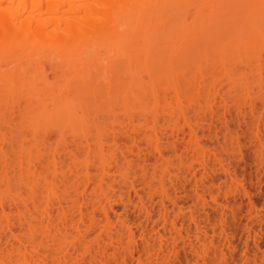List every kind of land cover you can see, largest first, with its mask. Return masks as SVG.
Here are the masks:
<instances>
[{
  "label": "rangeland",
  "instance_id": "374dc122",
  "mask_svg": "<svg viewBox=\"0 0 264 264\" xmlns=\"http://www.w3.org/2000/svg\"><path fill=\"white\" fill-rule=\"evenodd\" d=\"M234 1L169 0L161 9H150L147 15L152 22L154 53L151 50L146 72L143 64L130 65L128 54L120 56L122 52L120 57L116 53L112 58L111 52L99 64L82 63L74 70L62 58L46 54L44 47L33 57L7 67L9 74L0 81V197L8 206L20 209L0 214V264H264V51L257 47L264 40V4L260 8L248 0L242 6L245 1L240 0L241 7H237L239 2ZM184 7L185 20H179L177 13L170 14ZM250 20L257 24V38L263 36L259 35L262 42L257 39L256 46L262 53L263 68L253 62L252 68L245 67L253 49L247 40V47L240 46L239 40L245 46L244 40L237 32ZM84 47L95 50L91 41ZM241 49L248 52L243 56L247 63ZM107 55L105 51L103 56ZM140 90L147 91L149 98L142 99ZM158 97L159 103L155 101ZM171 115L192 118L196 129V136L186 140L190 150L185 151V157L175 153L172 145L162 143L167 166L160 160L148 167L149 173L155 174L145 182H141L142 167L128 160L115 163V155L129 153L136 145H141L145 154L152 153L154 148L149 145H155L156 137L147 138L142 131L170 133L165 120ZM128 119L137 120L132 126ZM120 126H130L129 132H112ZM195 152L210 157L207 175H202L200 154L194 156ZM222 162L224 169L219 166ZM192 167L195 169L189 171ZM166 169L171 174L164 178ZM193 172L198 174L196 182ZM86 176L95 183L87 192L82 186L79 190L73 186L76 180L84 182ZM62 178H70V183L62 185ZM172 180L182 187L186 184V191ZM132 182L136 183L131 189ZM164 190L170 195L165 200L161 197ZM129 192L139 194L146 207L168 202L171 217L138 216L143 205L136 203L138 208L135 202L130 203L125 198ZM210 194L219 201L228 196L233 205L222 208V202L221 207L212 202ZM109 195L114 196L106 207L111 215L107 220L100 217L105 203L101 207L92 204ZM64 199L69 201L70 213L65 219L30 220L47 209L59 210V201ZM80 206H93L96 216L83 220L71 216ZM221 208L225 215H215ZM207 212L212 215L208 217ZM8 224L14 225L13 234L4 228Z\"/></svg>",
  "mask_w": 264,
  "mask_h": 264
},
{
  "label": "bare ground",
  "instance_id": "6f19581e",
  "mask_svg": "<svg viewBox=\"0 0 264 264\" xmlns=\"http://www.w3.org/2000/svg\"><path fill=\"white\" fill-rule=\"evenodd\" d=\"M175 1H177V0H175ZM236 1H237V3L238 2L239 3L236 4ZM242 1L243 2L245 1L244 4L240 0H235L234 1V4H236L235 6L241 7L240 3H242V6H243V5H245L247 3L246 1H248V0H242ZM168 2H169V0H0V81H2L5 78L4 76H6V73H7V70H8L7 67L10 64H12L13 62L18 61L20 59H23V58L33 57L34 55H36L39 52L41 47L45 48L44 51H45L46 54L49 55V53H50L49 56H54L55 58H62V60L65 61L66 65L67 66L69 65V67H74L73 68L74 70L78 69V67L80 68V66H82L83 64H84V66H85V64H89V63L91 65L92 62L94 63V65L99 64L97 62H102L103 61L102 60L103 57H104V59L105 58L108 59L109 58V54L111 52L113 53V54L111 53L113 55L112 58L114 57V55L116 56V53H117V56H119V54L121 52L122 53L120 54V56H122V55L123 56H125V55L127 56V54H128V56H127L128 58L127 57L126 58L130 59V61H131L130 65L133 66L134 65L133 63H135L138 66H141L143 64L145 66L143 68L145 69L148 66L147 65L148 62H149V61H147L148 57L154 53L153 46L151 48V44L153 42L152 41L153 40L152 39L153 33H152V26H151L152 22H151V19L148 17L147 13L150 11V9H152L155 6L157 8H159V9L163 8L166 5V3H168ZM250 2L252 3L253 0L250 1ZM254 2H256L254 4V5H256V7H258V5H259L260 8H263L261 5L264 4V0H254ZM187 6H190V5H187ZM182 9H185V7L181 8V9H174V12L175 11L176 12L173 13L171 11L170 14L171 15L174 14L176 16L179 15L180 16V17L178 16L179 20H180V18L183 19L184 11H182ZM241 13H243V12H241ZM262 17L264 18V16H262ZM183 20H185V19H183ZM251 20H252V18H251ZM251 20L247 21V23L244 26L245 27L244 29L240 28V32L238 31L237 35L239 33L242 34V36L239 35V38L240 37L243 38V39H241V41L244 40L243 42H244L245 46H243V43H241L240 40H239V43L242 44V45H240V44L239 45L242 48L243 47H247V45L250 44V45H248V47L251 46L252 49H253V50H251L249 56L247 55L248 52L246 51V49L243 50V51L241 49V52L243 53L242 58L246 54V52H247L246 55L248 56L247 57L245 55L247 57V62L248 63L246 62V59L243 58L244 59L243 61H245L244 63H247V65H248V66L246 65L245 67L252 68L254 63H255V67H256V64H257V67L260 68V65H261L260 64V59H261L260 56H261L262 53L260 54L259 51H261V52L264 51V49H263L264 40H263L262 46L259 43H258L259 46H257L258 40L260 42H262V40H260V38H259L261 36V34H258V38H257V34L256 33H257L258 30H257V28L255 26L257 24H255V21L253 22ZM179 24H180V22H179ZM231 31H233V30H231ZM263 33H264V30H263ZM149 35H151V36H149ZM244 35L245 36L247 35V36L245 37ZM262 35L264 36V34H262ZM263 36H261V37L263 38ZM235 37H237V36H235ZM248 37H251V39L248 38ZM119 39H122L121 40L122 42H121L120 45H117L116 41H118ZM246 40H247L248 44H246L247 43ZM87 41L88 42H90V41L93 42V44L95 46V50H90L89 48L85 49L84 45L86 44ZM150 41H151V43H150V46H149V42ZM71 42H73V45L74 44L75 45L71 46V44H72ZM30 43H32L33 45H31ZM235 43H237V42H235ZM236 45H238V44H236ZM256 46L260 48L259 51H257L258 49H256ZM248 49L249 48H247V50ZM104 50L106 51V53H108V55L106 57L103 56L105 54ZM148 50H150V51H148ZM151 50L153 51V53H152ZM234 52H236V50ZM237 52H239V51H237ZM244 52H245V54H244ZM238 55L239 54H237L236 56H238ZM239 56H241V54ZM150 57H149V60H150ZM252 58H256V59L251 60ZM262 58L263 59H261V60L264 61V56L263 55H262ZM132 59H134V62H133ZM239 59L242 60L241 58H239ZM248 59H249V61H248ZM88 60H90V61L87 62ZM243 61L240 62V63L244 64ZM252 62H253V65H252ZM258 62H259V64H258ZM240 63L238 65H240ZM77 65H78V67H77ZM242 66H243L242 68H244V65H242ZM134 67L137 68V70H138V67L136 65ZM261 67L263 68L262 65H261ZM98 68H99V66H98ZM108 68L109 67L107 66V71H108ZM110 68H112V67H110ZM131 68L133 70V67H131ZM144 69H143V71H145V72H146V70L147 71L149 70V69H145V70ZM112 70H113V68H112ZM83 71H85V70H83ZM135 71L136 70H134V72ZM110 73H112V72H110ZM114 73H115V71H114ZM119 73L120 72H118V75H119ZM138 73H140V72H138ZM7 74H9V73H7ZM115 74L117 75V73H115ZM148 74H149L148 76L150 77L151 74L150 73H148ZM107 75L109 76V73ZM12 76L15 77V75H12ZM124 76H126V75L124 74ZM117 77H119V76H117ZM137 77H135V78L133 77V78L136 79ZM109 79H110V77H109ZM114 79H115V77H114ZM121 79H123V78H121ZM128 79H129V77H128ZM111 80H112L111 84L113 85L115 80H113L112 78H111ZM90 81H91V79H90ZM116 81H117V79H116ZM119 81H120V78H119ZM129 81H130V79H129ZM137 81L134 80V83L137 82ZM97 82H98V80H97ZM122 82H124V81H122ZM117 83H118V81H117ZM127 83H129V82H127ZM57 85H59V84H57ZM81 86H82V84H81ZM143 86H144V84H143ZM113 88H115V86ZM146 89H148V88H146ZM133 90L131 91V93L133 92ZM2 91H3V89L0 87V95H1ZM38 91H40V90H38ZM134 93H136V92H134ZM20 94L23 95L24 93H20ZM141 94H143L142 99H146V97L148 96L147 95V91H143V92L141 91ZM11 95H12V93H11ZM17 96H18V94H17ZM33 97H34V95H33ZM132 97H133V95H132ZM22 98H24V97H22ZM148 98H149V96H148ZM125 99H126V96H125ZM158 99H159V97L156 98L155 101L158 102ZM128 100L129 99H127V101ZM53 101H54V99H53ZM150 101H151V99H150ZM20 102H21V100H20ZM35 102H37V100H35ZM121 102H122V100H121ZM159 102H160V100H159ZM54 103H55V101H54ZM111 103L114 104V102H111ZM94 104H96V99H95V103ZM108 104H109V102H108ZM108 104H106V105H108ZM115 104H121V103L117 102ZM146 104H145V106H146ZM96 105L98 106V104H96ZM127 105H128V103H127ZM90 106H92V105H90ZM122 106H124V105H122ZM130 106H131V103H130ZM107 107L109 108V106H107ZM116 107H114V108H116ZM258 107L259 106L256 104L255 110ZM136 108H138V106ZM145 108H144V110H145ZM84 109H85V107H84ZM142 109H143V106H142ZM111 110H112V108L109 109V112ZM119 110H120V108H119ZM116 111H118V110H116ZM120 111H122V110H120ZM132 111L134 112L133 109H132ZM140 111L141 110H139L138 112H140ZM112 113H113V110H112ZM112 113H109V114H112ZM134 113H136V111ZM145 113H148V112H145ZM58 115H59V113H58ZM125 115H127V114H125ZM146 116H148V115H146ZM207 118H208V116H207ZM191 119L192 118H190V117H188L186 115H180L178 117H175L174 115L169 116L165 120V122L168 125V127L172 129V131L170 133L169 132H156V131L154 133H148V132H146L144 130L142 131V132H145V137H147V138H150V137H153V136L156 137L155 145H153V144L149 145L150 147L154 148L152 153L145 154L144 150L141 148V145H136L135 147H133L130 150L129 153L121 152L120 154L115 155L113 160L115 161L116 164H118L122 160H128V161H130V163L142 167L143 177L144 178H143V180H141V182H145L148 178H150L151 174H155V171H154V173L150 174L149 171H148V167L156 166V163L157 162L159 163L160 160L164 161V163H163L164 167L167 166V164H166V160H167L166 157L167 156H166V152L162 148L163 147L162 143H166L168 145H172L173 148H174L175 153H177L179 156L181 155L180 156L181 158L185 157L184 156L185 155V151L186 150H188V151L190 150L189 149L190 143H189V145H186V140L188 139V140L191 141L197 134L196 129L191 125V123H192ZM206 119H204V120L208 121ZM128 120H129L128 124L133 126V124L135 123V121L137 119L136 120L135 119H128ZM144 120H146V118ZM156 120H160V119L156 118ZM154 121H155V119H154ZM97 122L99 123L98 120L95 123H97ZM182 122L185 123V124L182 127H180ZM185 125H186V127L188 126L187 129H186V127H184ZM108 126H107V128H109ZM113 126H115V125H113ZM122 126H124V125H122ZM122 126H120L121 128H119V129L118 128L117 129L113 128L112 132H116L117 134H120V133H124L125 129H126V132L130 129L129 128L130 126H126L124 128ZM90 129H91V127H90ZM99 129H100V127H99ZM102 129H103V127H102ZM198 144L200 145L202 143L198 142ZM202 146H203V144H202ZM104 152H105V150H104ZM198 154H200V156ZM99 155H101V154L99 153ZM195 155H198V158H199L198 161L200 163V166H202L203 169H204V173L203 174L201 173V174L203 176L207 175V169L210 168L209 167V161H208V159L210 160V157L207 158L204 152H202V153L195 152L194 156ZM242 155H243V153H242ZM74 158H75V156H74ZM196 158H197V156H196ZM72 159H73V157H72ZM64 162L65 163H63V164L66 165V161H64ZM7 164H8V162H7ZM222 164H223V162L219 163V166H221L220 168L224 167V164L223 165ZM55 165H56V163H55ZM56 166H58V165H56ZM56 166H54V167H56ZM40 168H42L41 164H40ZM102 168H103V166H102ZM193 168L194 167L189 168V171H192ZM40 170H42V169H40ZM166 170L167 171L164 172L165 173L164 178L167 177V175L171 174L169 169H166ZM35 171H36V169L34 170V172ZM107 171H109V170L107 169ZM3 173H5V172H3ZM13 173H15V171ZM104 173H105V171H104ZM193 173H192V175H193ZM6 174H7V171H6ZM195 175H198V174L194 173V181L196 179ZM202 175H200V177ZM70 180H71L70 178H62V180H60V183H62V185H66V184L70 183ZM172 181H173V183L175 182V184H174L175 186H177V184L180 185V182H177L176 180H172ZM210 181L213 182V179H211ZM195 182L194 183H190V184H192V186H193L195 184ZM93 183H94V180L92 178L87 177L86 180L84 182H82V183H80V182L78 183V180L74 181L73 182V186H76L78 190H79V186H82V187H84V191L87 192ZM134 183H136V182H134ZM134 183L132 182V184H130L131 185V189H132V186H134L133 185ZM56 184H57V182H56ZM126 184H127V182H126ZM187 184H189V183H187ZM127 186H129V185L127 184ZM149 186L151 187L150 184H149ZM180 186L182 188L181 190L186 191L185 190L186 187H187L186 184H183V187H182V185H180ZM197 186H198V184L195 185V187H197ZM212 186H213V184H212ZM244 190L246 192L245 191H243V192H245V194L247 193L246 195H249L248 194L249 191H248L247 187H245ZM107 196L108 195H106V197ZM113 196L109 195V197L108 198L105 197V199L104 198H97L95 203L92 204V205H94V207H101L105 203V205H104V207H105L104 209L105 210L102 213V216H100L101 218L103 217V218L108 220L109 217L111 216L109 208H106V207L110 206L109 205V202H110L109 200H111V199H109V198H113ZM138 196H139V194L137 195L135 193L134 195H132L129 192V193H127V196L125 197L126 199H128V201H130V203L135 202V204L136 203H140V204L143 205V206L140 207L141 210L139 209L140 212H139L138 216H141V217L142 216H146L147 218H151L152 216H158L159 218L161 217V218H163L165 220L168 219V216H170V213L167 211L169 203L164 201L166 199V197L170 196V195H168L167 190L166 191L165 190L162 191L161 197L164 196V200L161 201L159 204H157V206H155V207H154V205L146 207L145 204L142 203V201L140 200V198ZM116 197H118L120 199L122 197V195L118 196V194H117ZM210 197H212V202H215L220 207H221V205H220L221 203L220 202H222V204L224 205V206L222 205V208H224L225 206H227L226 208H229V207H231L233 205L232 203H233L234 200H232L228 196H227V198L225 197L226 199L223 198V201L222 200L219 201L220 198H217L218 199L217 200L215 198L216 196L213 197L211 195ZM102 199H104V200H102ZM3 200L4 199H2L0 197V206H1L0 214H3L5 216L7 214V211L13 212V211H18L20 209V207L17 206V205L14 206V207L11 206V205L8 206L7 204L4 203L5 200L4 201ZM114 200H116V199H114ZM170 200H172V199H170ZM204 200H205V198H204ZM111 201H113V200H111ZM59 205H60V209L59 210L47 209L45 212H43L41 214H34L31 217L30 220H33V221L37 222L40 217L45 218V219L46 218L53 219V217L54 218L64 217V219H65L70 214L69 210L67 209L69 207L68 206L69 205V201L67 199L61 200V201H59ZM135 206H138V204H136ZM88 207L80 206V208L76 212L72 213L71 216L78 217V218H80L82 220H83L84 217L86 218L89 215H93L95 217L96 216V210H92L91 211V209H95V208H92L93 206L91 207V209H90V206H88ZM151 207H153L152 209H154L153 212L150 211ZM241 207L244 209V204L243 203H241ZM138 208H139V206H138ZM222 208L220 210L214 211L215 215L220 216V217L224 216L225 213L222 210ZM206 210H207V208H206ZM210 213L207 212V216L208 217H210L212 215ZM192 214H194V213H192ZM226 215H227V213H226ZM26 220H27V218H26ZM13 226H14L13 224H8L4 228L6 230H8V232L10 234H13L15 232Z\"/></svg>",
  "mask_w": 264,
  "mask_h": 264
}]
</instances>
